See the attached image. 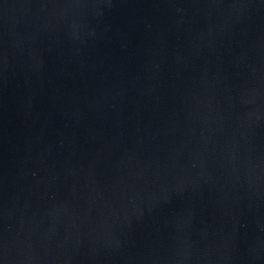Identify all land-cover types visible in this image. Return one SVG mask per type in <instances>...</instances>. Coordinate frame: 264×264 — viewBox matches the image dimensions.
Instances as JSON below:
<instances>
[{
  "label": "water",
  "instance_id": "obj_1",
  "mask_svg": "<svg viewBox=\"0 0 264 264\" xmlns=\"http://www.w3.org/2000/svg\"><path fill=\"white\" fill-rule=\"evenodd\" d=\"M0 264H264V0H0Z\"/></svg>",
  "mask_w": 264,
  "mask_h": 264
}]
</instances>
